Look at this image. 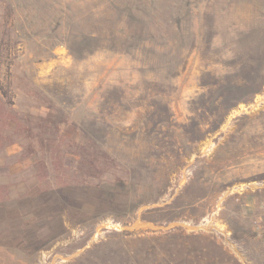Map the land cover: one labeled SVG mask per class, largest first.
<instances>
[{"label":"rangeland","instance_id":"1","mask_svg":"<svg viewBox=\"0 0 264 264\" xmlns=\"http://www.w3.org/2000/svg\"><path fill=\"white\" fill-rule=\"evenodd\" d=\"M1 1L0 264H264V0Z\"/></svg>","mask_w":264,"mask_h":264},{"label":"trees","instance_id":"2","mask_svg":"<svg viewBox=\"0 0 264 264\" xmlns=\"http://www.w3.org/2000/svg\"><path fill=\"white\" fill-rule=\"evenodd\" d=\"M122 236L126 237L125 234H123ZM138 241H139V243L144 244L145 242L148 241V239H138ZM156 241H157V240L155 239V240H153L152 242H156ZM130 259H132V260L139 259V256H138V254H137V255H135V256L130 257Z\"/></svg>","mask_w":264,"mask_h":264},{"label":"crops","instance_id":"3","mask_svg":"<svg viewBox=\"0 0 264 264\" xmlns=\"http://www.w3.org/2000/svg\"><path fill=\"white\" fill-rule=\"evenodd\" d=\"M3 6H2V1L0 0V20H1V14H2ZM1 33H0V40H1Z\"/></svg>","mask_w":264,"mask_h":264}]
</instances>
